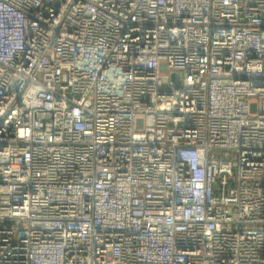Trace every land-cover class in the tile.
Returning <instances> with one entry per match:
<instances>
[{"label": "built area", "instance_id": "obj_1", "mask_svg": "<svg viewBox=\"0 0 264 264\" xmlns=\"http://www.w3.org/2000/svg\"><path fill=\"white\" fill-rule=\"evenodd\" d=\"M0 264H264V0H0Z\"/></svg>", "mask_w": 264, "mask_h": 264}, {"label": "water", "instance_id": "obj_2", "mask_svg": "<svg viewBox=\"0 0 264 264\" xmlns=\"http://www.w3.org/2000/svg\"><path fill=\"white\" fill-rule=\"evenodd\" d=\"M172 78L175 79V75L174 74H173Z\"/></svg>", "mask_w": 264, "mask_h": 264}]
</instances>
